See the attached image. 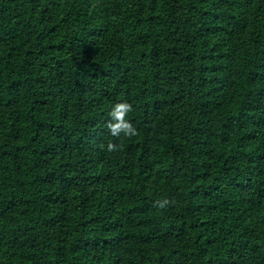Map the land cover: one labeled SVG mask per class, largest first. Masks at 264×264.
<instances>
[{
    "label": "trees",
    "instance_id": "obj_1",
    "mask_svg": "<svg viewBox=\"0 0 264 264\" xmlns=\"http://www.w3.org/2000/svg\"><path fill=\"white\" fill-rule=\"evenodd\" d=\"M0 264H264V0H0Z\"/></svg>",
    "mask_w": 264,
    "mask_h": 264
},
{
    "label": "clouds",
    "instance_id": "obj_2",
    "mask_svg": "<svg viewBox=\"0 0 264 264\" xmlns=\"http://www.w3.org/2000/svg\"><path fill=\"white\" fill-rule=\"evenodd\" d=\"M132 104L126 100L121 99L115 101L108 110L107 113V121H106V128L108 133L113 137H128L134 136L137 132L136 127L134 126L133 122L128 119V115L132 110ZM118 147L117 144L113 142H109L106 144L107 151H114ZM168 200L164 199L160 201L159 207L163 208L168 204Z\"/></svg>",
    "mask_w": 264,
    "mask_h": 264
}]
</instances>
